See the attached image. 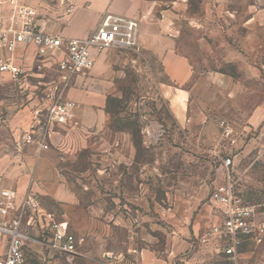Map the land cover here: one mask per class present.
<instances>
[{
	"label": "rangeland",
	"instance_id": "rangeland-1",
	"mask_svg": "<svg viewBox=\"0 0 264 264\" xmlns=\"http://www.w3.org/2000/svg\"><path fill=\"white\" fill-rule=\"evenodd\" d=\"M160 1L171 7L170 34L192 68L183 121L162 95L169 84L159 62L142 50H110L112 89L102 134L70 132L50 120L68 85L54 65L33 68L35 50L21 79L0 75V162L17 165L47 154L88 222L78 233L62 206L36 194L86 241L78 256L28 243L26 264H234L204 238L213 221L209 194L219 180V157L232 155L242 196L264 202V0ZM36 4L38 19L48 16L44 10L55 14L50 23L66 15V0ZM95 68L87 85L98 84ZM221 123L238 134L233 151ZM53 133L61 141L51 140ZM27 134L48 148L25 144ZM256 258L264 261V251Z\"/></svg>",
	"mask_w": 264,
	"mask_h": 264
},
{
	"label": "built area",
	"instance_id": "built-area-1",
	"mask_svg": "<svg viewBox=\"0 0 264 264\" xmlns=\"http://www.w3.org/2000/svg\"><path fill=\"white\" fill-rule=\"evenodd\" d=\"M11 3L16 8L17 23L0 30V75L13 81L26 74L27 68L19 62L17 53L28 46L35 49L39 58L33 68L44 67V63L54 65L65 86L72 75H83L94 66L91 50H140L139 22L135 19L105 12L87 38L77 40L42 31L35 23L33 8L16 1ZM73 107L67 100L53 104L50 120L56 125L66 124ZM220 127L228 151L235 150L238 142L235 129L224 123ZM23 141L27 145L36 144L40 150L48 148L46 141L35 140L31 134L25 135ZM219 159V180L209 194L213 221L204 241L234 264H264L262 259H252L264 251V202L250 203L242 196L230 153ZM34 229L40 231L38 236L32 235ZM0 239L6 240V253L0 264H26L28 243L41 245L53 253L78 256L86 241L85 236L71 230L67 220L56 219L45 210L33 194L18 198L15 189L8 187L0 188ZM247 252L252 256L242 259Z\"/></svg>",
	"mask_w": 264,
	"mask_h": 264
},
{
	"label": "crops",
	"instance_id": "crops-1",
	"mask_svg": "<svg viewBox=\"0 0 264 264\" xmlns=\"http://www.w3.org/2000/svg\"><path fill=\"white\" fill-rule=\"evenodd\" d=\"M25 1L35 10L36 0H16L20 3ZM169 8L168 4L160 0H66L63 8L66 15L59 22L50 23L49 17L55 14L44 10L49 17L38 19L36 16L35 23L46 33L58 32L64 38L84 40L99 25L105 12L137 20L140 50L151 54L159 62L169 84L162 88V95L175 117L179 121L182 118L183 121L190 103V91L187 87L192 78V68L189 60L177 51L175 37L170 34L172 18ZM16 23L15 5L11 0H0V30ZM34 50L32 46H28L18 52L19 62L23 64L25 60L33 58ZM90 56L94 60V66L85 74H75L69 79L65 96L74 107L64 128L70 132L76 130L84 134H102L106 127L108 96L112 89L109 82V65L112 60L109 49L101 52L91 50ZM96 64L98 84L87 85L89 81L92 84L96 79ZM67 137L68 135H64L62 139ZM50 139L61 141V137L58 138L55 133L50 135ZM47 157V154H41L17 165L0 162V188L15 189L18 198H23L28 193L52 199L63 207L64 216L70 220L74 230L82 234L88 228L85 212L57 181ZM5 253L6 240L0 239V258Z\"/></svg>",
	"mask_w": 264,
	"mask_h": 264
}]
</instances>
